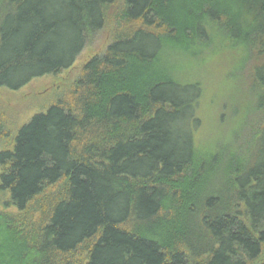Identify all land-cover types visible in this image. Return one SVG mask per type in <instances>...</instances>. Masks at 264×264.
<instances>
[{
	"label": "trees",
	"instance_id": "1",
	"mask_svg": "<svg viewBox=\"0 0 264 264\" xmlns=\"http://www.w3.org/2000/svg\"><path fill=\"white\" fill-rule=\"evenodd\" d=\"M0 264H264V0H0Z\"/></svg>",
	"mask_w": 264,
	"mask_h": 264
},
{
	"label": "rangeland",
	"instance_id": "2",
	"mask_svg": "<svg viewBox=\"0 0 264 264\" xmlns=\"http://www.w3.org/2000/svg\"><path fill=\"white\" fill-rule=\"evenodd\" d=\"M103 43H104V40L97 42L93 48H90V49L86 50L85 52H83L78 60L80 62H82V61L88 59L90 56H92V54H94L100 50ZM62 79H64V76L61 77L59 80H51V79L40 80V82H38L35 85L34 91H32L28 96L27 95H23V96L20 95V96H18V98L16 96V98L18 99V101L16 103L17 111L19 113H25L27 115L28 114L35 115L38 113L45 112L46 111L45 108H47L53 102V100L55 99V95L57 93L53 89V90H49V92L43 94V90H45L48 87L46 83L62 86L64 84ZM210 81H211V83L213 82V80H210ZM230 90H233V87L230 88ZM215 91H216L215 84H212V91L209 94L210 98L212 97V94L215 93ZM36 93H40L42 95H37ZM230 97H231V94H228V98H230Z\"/></svg>",
	"mask_w": 264,
	"mask_h": 264
}]
</instances>
